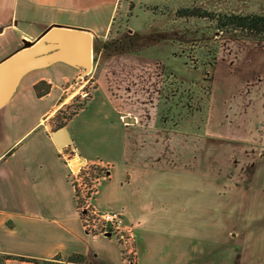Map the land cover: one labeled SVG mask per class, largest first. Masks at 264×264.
I'll use <instances>...</instances> for the list:
<instances>
[{
    "label": "rangeland",
    "instance_id": "1",
    "mask_svg": "<svg viewBox=\"0 0 264 264\" xmlns=\"http://www.w3.org/2000/svg\"><path fill=\"white\" fill-rule=\"evenodd\" d=\"M111 1L105 0L108 11ZM16 3L20 8L24 0ZM180 9L206 16L180 18ZM40 12L47 21L79 28L92 23L80 10ZM232 14L264 15V0H117L106 42L135 38L136 45L129 53H105L95 38L92 73L76 77V96L53 120L54 129L66 122L75 138L80 134L89 155L115 166L104 188L123 191L117 176L123 163L136 174L171 175L153 180L140 197L152 200L161 216L183 202L184 222L180 229L167 221L153 224L155 255L140 264H175L178 252L188 258L183 264H264V118L247 110L250 86L243 80L245 72L262 71L264 39L219 30L215 18ZM72 148L69 160L77 156ZM178 232L182 245L166 242ZM121 251L128 263L137 262L136 254ZM111 258L109 264H122L118 250ZM68 259L56 264H73ZM2 262L46 264L19 257Z\"/></svg>",
    "mask_w": 264,
    "mask_h": 264
},
{
    "label": "crops",
    "instance_id": "2",
    "mask_svg": "<svg viewBox=\"0 0 264 264\" xmlns=\"http://www.w3.org/2000/svg\"><path fill=\"white\" fill-rule=\"evenodd\" d=\"M15 2L16 0H0V62L18 51L24 39L35 40L51 26L79 28L78 25L74 26L76 24L60 20L47 21L45 17H41L40 10H80L86 13L87 20L92 21L89 25H81L80 29L88 30L96 39L106 42L117 6V0L114 3L111 1V11L105 9L109 6L105 5V0H24L20 8L19 3ZM13 7L15 11L10 14ZM93 11L95 15L92 14ZM258 70L262 71L254 73L253 77L242 71L245 72L243 80L250 86L246 91L245 101L248 102L247 110L252 115L256 113V117L264 118V67ZM82 73V70L62 63L34 71L22 80L12 100L0 109L2 255L56 264L60 262L58 260L80 254L87 258L89 264H109L112 260L111 252L116 253L118 250L122 264H130L124 260L116 239L89 235L85 231L76 201V189L70 178L68 157L72 153L67 152L68 147L59 149L52 138L53 132L57 131L53 128V120L73 101L76 94L71 91L72 83ZM231 73L232 71L229 74ZM220 74L222 75L221 72ZM37 85L40 92L45 93L42 97L37 95ZM239 89L238 86L235 88L237 93L241 92ZM70 133L74 140V145L71 146L73 153H77V157L70 160V163L78 161V157L88 164L102 160L85 151L80 134L75 138L71 131ZM123 166L122 173H117L123 191L115 193L113 188H104L105 183H112L114 180L115 166H111L110 179L98 188L93 206L96 209L123 211L135 225V264H140L141 258L151 259L155 255L153 238L158 231L152 225L167 221L174 228L180 229L186 208L183 202L173 204L171 208H166L165 215H156L153 201L142 200L140 195L150 188L153 180H164L171 175L136 174L129 169V164L123 163ZM253 205L252 201L251 209ZM183 238L178 232L166 242L178 246L183 244L180 242ZM58 256L61 258L57 259ZM171 257L176 258L175 264H183L188 260L179 252L174 257L172 253Z\"/></svg>",
    "mask_w": 264,
    "mask_h": 264
},
{
    "label": "water",
    "instance_id": "3",
    "mask_svg": "<svg viewBox=\"0 0 264 264\" xmlns=\"http://www.w3.org/2000/svg\"><path fill=\"white\" fill-rule=\"evenodd\" d=\"M94 48L95 37L90 31L61 25L47 28L35 40L24 39L18 51L0 62V109L12 100L22 80L34 71L62 63L82 70L84 77L90 75ZM130 121L134 123L135 119ZM52 138L61 150L74 145L67 126L53 132Z\"/></svg>",
    "mask_w": 264,
    "mask_h": 264
},
{
    "label": "built area",
    "instance_id": "4",
    "mask_svg": "<svg viewBox=\"0 0 264 264\" xmlns=\"http://www.w3.org/2000/svg\"><path fill=\"white\" fill-rule=\"evenodd\" d=\"M70 160H68L71 170L70 178L76 189V201L85 231L93 236L107 237L111 235L116 238L127 254H136V228L125 213L117 210L96 209L93 206V199L98 188L102 182L110 179L111 169L97 161L89 164L84 162L80 169L75 171ZM92 167L96 169L92 171Z\"/></svg>",
    "mask_w": 264,
    "mask_h": 264
},
{
    "label": "trees",
    "instance_id": "5",
    "mask_svg": "<svg viewBox=\"0 0 264 264\" xmlns=\"http://www.w3.org/2000/svg\"><path fill=\"white\" fill-rule=\"evenodd\" d=\"M203 12L206 11H201V9H180L177 11V16L180 18H193V17H203L206 16L203 14ZM207 14V13H206ZM217 28L221 31H241V32H246L252 36H257V37H262L264 39V15H258V14H253V15H243V14H232V15H218L215 18ZM135 38H123L119 41H115V43H102L100 42V47L102 48V52H108L113 50V48H116L117 51L115 53H118L120 50L123 52L127 51V48L133 47L136 45ZM99 41L95 42V53H99L98 49V43ZM119 44V45H117ZM114 45V46H113ZM116 45V46H115ZM113 46V47H112ZM120 48V50H118ZM132 52L130 49L127 51V53ZM35 90L37 92V95L39 97H42L45 95V93H41L39 90L38 85L35 86ZM86 105H82L75 113L70 115L67 119L68 121H71V119L78 114L80 110H84ZM62 111V110H61ZM60 111V112H61ZM59 112V113H60ZM67 123H62L59 124L58 127L56 128L57 130L65 127ZM96 168L92 167V171H94ZM13 256H7V255H2L0 253V264H3L2 261L5 260H10L13 259ZM61 257L58 256L57 259H60ZM24 260V258H22ZM69 262L73 264H87V258L84 255L80 254H75L69 257ZM35 261V260H33ZM46 264H54L52 262H46Z\"/></svg>",
    "mask_w": 264,
    "mask_h": 264
},
{
    "label": "bare ground",
    "instance_id": "6",
    "mask_svg": "<svg viewBox=\"0 0 264 264\" xmlns=\"http://www.w3.org/2000/svg\"><path fill=\"white\" fill-rule=\"evenodd\" d=\"M83 163H84V161L78 157V162H77V163L74 162V163H70V164H71V166H72L73 168L75 167L74 170H76L77 168L80 169V167H81V165H82ZM75 165H76V166H75Z\"/></svg>",
    "mask_w": 264,
    "mask_h": 264
}]
</instances>
